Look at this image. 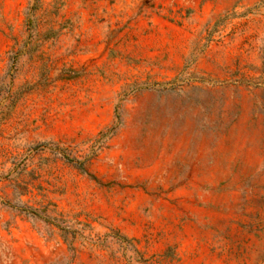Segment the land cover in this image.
Masks as SVG:
<instances>
[{
  "label": "rangeland",
  "instance_id": "1",
  "mask_svg": "<svg viewBox=\"0 0 264 264\" xmlns=\"http://www.w3.org/2000/svg\"><path fill=\"white\" fill-rule=\"evenodd\" d=\"M0 264H264V0H0Z\"/></svg>",
  "mask_w": 264,
  "mask_h": 264
}]
</instances>
